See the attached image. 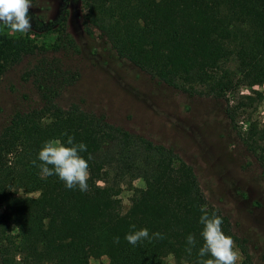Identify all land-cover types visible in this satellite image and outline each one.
<instances>
[{"label":"trees","instance_id":"16d2710c","mask_svg":"<svg viewBox=\"0 0 264 264\" xmlns=\"http://www.w3.org/2000/svg\"><path fill=\"white\" fill-rule=\"evenodd\" d=\"M82 2L86 33L151 79L215 99L241 88L262 98L252 88L264 85V0ZM68 5L61 0L50 21L29 11L30 33L63 29ZM59 40L38 45L29 36L0 34V77L26 57L37 56L24 75L38 97L0 124V264H90L91 258L101 257L107 258L104 264H166L168 256L176 264H198L205 205L209 214L223 218V231L247 254L245 240L207 204L193 168L171 147L112 124L102 112L57 104L78 77L77 71L64 70L60 58L47 55L65 47V40ZM68 136L87 145L85 159L89 153L93 157L87 191L68 189L56 175L41 176L38 154L44 143L66 142ZM254 136L255 144L264 143V130ZM136 179L143 180L144 188L132 186ZM123 186L133 191L125 212L119 199ZM133 224L163 238L134 246L125 239ZM189 235L195 246L187 243Z\"/></svg>","mask_w":264,"mask_h":264},{"label":"rangeland","instance_id":"374dc122","mask_svg":"<svg viewBox=\"0 0 264 264\" xmlns=\"http://www.w3.org/2000/svg\"><path fill=\"white\" fill-rule=\"evenodd\" d=\"M68 1L63 29L38 35L5 28L0 34L29 36L38 45H53L59 37V42L65 40L62 50L47 55L60 58L64 70L77 71L78 77L63 89L57 104L66 108L75 103L85 111L102 112L112 124L171 147L193 168L207 204L227 217L233 233L245 240L247 254L238 247L241 258L237 264H264V143L255 144V136L251 137L264 130V85L252 88L261 93V99L247 88L215 99L168 87L119 61L88 35L82 0ZM60 4L61 0H32L29 11L50 21ZM36 57H26L0 77V124L11 111L38 102L24 75ZM132 186L144 188V182L136 179ZM132 196L133 191L123 186L119 195L122 212L129 208ZM10 232L14 235L17 229L12 227ZM165 261L176 264L172 256ZM104 263L106 257L90 259V264Z\"/></svg>","mask_w":264,"mask_h":264},{"label":"clouds","instance_id":"9594fccd","mask_svg":"<svg viewBox=\"0 0 264 264\" xmlns=\"http://www.w3.org/2000/svg\"><path fill=\"white\" fill-rule=\"evenodd\" d=\"M31 8L32 0H0V30L7 28L13 33H28L33 28L29 12ZM86 151L87 145L83 142H74L73 136H68L66 142L59 138L46 141L38 154L42 178L56 175L68 189L78 186L80 191H87L89 161L93 157L89 153L85 159L82 153ZM32 164L36 165V161L33 160ZM201 212L203 213L200 217V223L203 225L201 235L204 244L199 249L198 255L201 259L198 264H237L241 258L240 250L234 237L223 231V218L216 212L209 214L206 205L201 207ZM155 238H163V235L156 232L150 236L148 228L137 230L135 224L130 226V231L125 236L128 243L134 246L143 240L151 242ZM115 242L119 243V237L115 238ZM187 243L195 246V237L189 235ZM186 251L191 254L192 248L189 247Z\"/></svg>","mask_w":264,"mask_h":264}]
</instances>
